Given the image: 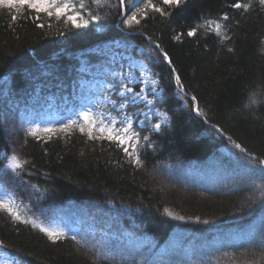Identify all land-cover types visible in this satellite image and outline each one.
Returning <instances> with one entry per match:
<instances>
[{
    "label": "trees",
    "instance_id": "16d2710c",
    "mask_svg": "<svg viewBox=\"0 0 264 264\" xmlns=\"http://www.w3.org/2000/svg\"><path fill=\"white\" fill-rule=\"evenodd\" d=\"M64 3L71 7L59 18L53 9H0V177L12 125L21 165L11 188L0 183V201L15 214L0 208V264H264L259 0H152L164 15L143 0H56ZM134 13L139 22L125 23ZM124 58L154 78L152 103L166 114L152 125L144 118L150 127L132 155L115 140L89 139L82 115L104 123L109 108L80 105L94 88L108 95L100 81L114 86ZM162 165L174 174L171 190L153 180ZM62 207L86 216L74 226L47 217ZM89 216L106 225L88 224Z\"/></svg>",
    "mask_w": 264,
    "mask_h": 264
},
{
    "label": "rangeland",
    "instance_id": "374dc122",
    "mask_svg": "<svg viewBox=\"0 0 264 264\" xmlns=\"http://www.w3.org/2000/svg\"><path fill=\"white\" fill-rule=\"evenodd\" d=\"M124 59L126 60L124 62H119L118 70L115 73H113L111 76L115 80L114 86L113 84H111L112 85L111 86L110 84L102 80L100 81L101 88H105V90L108 91L107 92L108 95L105 93L98 94V92L96 91L97 88H94L93 93H91L90 96L87 98V100L83 102V104L81 103L80 105L83 106L84 109H87L88 111L94 110L97 113L102 112L100 111L101 108L99 110L96 109L97 106L98 107L105 106V109L109 108L108 110H106V112L108 113L104 117L107 119L104 122V125L105 127H112L114 130L127 126L126 117H130L132 131L138 133V132H142L143 128L146 127V125L143 123L144 118L147 119L148 124L152 125V123H154L152 121L153 117L162 116V120H163L166 118L165 116L166 114L161 115L160 114L161 112L158 110V108L157 107L155 108L153 106L152 101L154 95L158 94V91L156 90V82L154 78L148 73V71L140 61L131 58L129 59L124 58ZM129 88L132 89V92H128ZM148 101H151V103H148ZM121 104H124L125 107L121 108L120 107ZM54 108L48 107L47 110L50 109L54 110ZM36 110H38V108ZM40 113L45 114L47 112L40 111ZM11 117L12 116H9V118ZM109 119L110 122L108 123L107 121ZM113 120L115 121V123H111ZM122 121H124L125 123H121ZM13 122L14 121H11V123ZM11 127L9 128V132H10L9 135L12 139L11 148H13V150L9 158L7 159V163L5 165V170H6L5 176L3 178L0 177V183L2 182L3 185H6V187H10V177L12 178L13 175L17 173L16 169L13 170V168L11 167L12 164L11 158L15 156L17 162L19 163L17 156L18 150L17 147L15 146L17 135L13 133L14 126L12 125ZM148 127L150 126H147L146 130ZM44 128L48 129L49 127L44 125ZM135 140L136 138H134L132 141L127 142L123 147H128V145L133 144ZM229 147L233 149L237 148L233 146L232 143H230ZM132 151H133L132 148L129 147V155H132ZM181 173L184 174L185 172H181ZM208 174L212 176L213 171L210 170ZM172 176H174V174H171V172H169L167 166L165 165L157 167L155 170H153V175H152L153 180L157 183V185L160 184L162 188L165 190L166 188L169 189L168 186L170 185L172 186L171 183V179L173 180V178H171ZM196 177L197 175L193 176V178ZM169 183L171 184L169 185ZM172 191L175 192L177 196L182 195L180 192L176 190H172ZM79 210L80 212H78ZM79 210L77 211L74 207H62L56 210L48 211L47 217L51 216L52 218H57L58 220L67 219V222L70 224V226H74L76 225L75 224L76 218L80 216V214L86 216V213L84 212L83 209H79ZM97 217L89 216V218L92 219L91 221H88V224H93L96 222L98 226H105L107 221L105 222L102 221L101 219L100 221ZM88 256L95 260V257L93 255L91 256L88 254Z\"/></svg>",
    "mask_w": 264,
    "mask_h": 264
},
{
    "label": "snow or ice",
    "instance_id": "6c2138e0",
    "mask_svg": "<svg viewBox=\"0 0 264 264\" xmlns=\"http://www.w3.org/2000/svg\"><path fill=\"white\" fill-rule=\"evenodd\" d=\"M124 2H125V0H121L122 5L124 4ZM182 2H183V0H163V3L165 5H169V6H179ZM127 3L129 5H131L134 3V0H127ZM143 3H144V8H154V10L156 12H160L161 15H164V12L160 8H156L152 4V0H143ZM259 4L261 7H264V0H259ZM25 6H27V9H29V10H34L36 13L47 12V14L49 16L53 15V11H49V9H53L57 18L62 16L71 7V5L68 3H64V4L60 5L59 7H57L56 0H0V9H7V10L15 9L17 13H20L21 10H23L25 8ZM232 6L235 8H241L242 5L239 3H235ZM81 7H83V4H81ZM143 11H144L143 8L138 7V12L143 13ZM17 18H18L17 15H11L10 16V19L12 22H15L17 20ZM38 18L39 17L37 16V19ZM68 19L75 22L76 18H75V16H69ZM223 19L227 20L228 17L225 16V17H223ZM129 21H134L136 23L139 22L138 20H136V13H134L131 17H129V20L125 21V23H128ZM77 26H79V25H77ZM211 26H212V22H209L208 27L211 28ZM216 28H217V30H219L220 25L217 24ZM217 34H219L218 31H217ZM188 35L193 36V35H195V32L189 31ZM157 47H159V46L157 45ZM229 50H231V49H229ZM163 59L165 61H169V57L167 56V54H163ZM177 82H179V78H177ZM128 92H132V89L129 88ZM148 103H151V101H148ZM120 107L124 108L125 105L121 104ZM193 110L198 112V109L194 108ZM198 114H199V112H198ZM82 119L85 120L90 125V127L87 130L89 139H100V138L106 137L108 140H115L117 142L118 146H122V150L126 154H129V147H131L133 152H135V148H136L135 144H129L128 147H123L127 142L132 141L134 138H136V139L139 138V134L132 131V126H131V122H130L131 118L130 117H126L127 126L122 127V128H118L115 130L112 127H105L104 123L101 120L93 119L87 113L82 115ZM76 123H77L76 121H71L70 124L65 125V129L72 127V126H75ZM111 123H115V121L113 120ZM121 123H125V122L122 121ZM97 124H99L98 128L96 127ZM78 127L82 133L85 131L84 126H78ZM159 127H160V125H158V124L155 125L156 129H159ZM93 128H95L96 132H98L100 134L99 136H93ZM45 131H51V130L45 129ZM32 134H34V131L32 132ZM144 139L147 140L148 138L145 136ZM236 147L239 148L240 146L236 145ZM11 160H12L11 167L13 168V170L21 167V165L17 162V159L15 156H13L11 158ZM260 164L264 165V160L260 161ZM0 208H4L10 214L15 215L14 213H12L10 208H7V205L3 201H0ZM16 218L18 219V217H16ZM41 231L47 232V230L43 229V228H41ZM48 235L51 238V237L57 236L59 234L48 232Z\"/></svg>",
    "mask_w": 264,
    "mask_h": 264
},
{
    "label": "water",
    "instance_id": "95a60500",
    "mask_svg": "<svg viewBox=\"0 0 264 264\" xmlns=\"http://www.w3.org/2000/svg\"><path fill=\"white\" fill-rule=\"evenodd\" d=\"M248 157H250L251 159H255V157L254 156H250V155H248V154H246Z\"/></svg>",
    "mask_w": 264,
    "mask_h": 264
}]
</instances>
